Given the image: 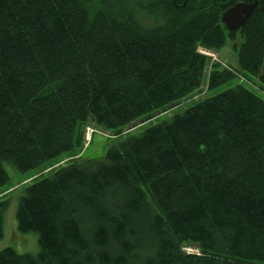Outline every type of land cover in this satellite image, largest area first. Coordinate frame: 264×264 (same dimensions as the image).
I'll list each match as a JSON object with an SVG mask.
<instances>
[{
    "label": "trees",
    "instance_id": "trees-1",
    "mask_svg": "<svg viewBox=\"0 0 264 264\" xmlns=\"http://www.w3.org/2000/svg\"><path fill=\"white\" fill-rule=\"evenodd\" d=\"M254 1L227 30L221 14ZM227 40L236 70L199 51ZM236 75L264 90V0H0V186L3 162L74 156L87 124L119 134ZM88 147L23 187L16 226L39 250L4 247L0 264H264V98L252 88L198 99L100 156Z\"/></svg>",
    "mask_w": 264,
    "mask_h": 264
},
{
    "label": "rangeland",
    "instance_id": "rangeland-1",
    "mask_svg": "<svg viewBox=\"0 0 264 264\" xmlns=\"http://www.w3.org/2000/svg\"><path fill=\"white\" fill-rule=\"evenodd\" d=\"M238 41V40H237ZM206 50V49H205ZM207 56L211 61H217L221 66L228 67L229 69L236 70V54L232 48V42L227 40L221 48L215 50H206ZM206 79V73H205ZM237 83H242L245 86L252 88L257 94L264 98V90H258L255 84H248L247 81L235 76L229 81L218 85L212 90L206 89V81L201 84L200 90L180 99L175 104L168 105L164 111L156 113L152 118L141 121L136 120L127 126L123 127L119 134H115L114 131L102 129L99 126L91 123L87 124L84 133L83 149L74 152V156H70L68 153H61L60 155L42 162L35 168L27 169L26 171H19L7 162H3V168L5 169L8 180L0 186V200L6 199V207L2 216V236L0 237V250L4 247H12L18 253H28L35 255L38 250L37 233L34 231L20 232L16 226L15 212L17 207V200L23 187L28 185L33 178L40 174H46L52 168L64 164L70 158H77L80 152L87 148V152L84 156L96 157L105 152L106 148L111 144L117 143L131 134H138L148 126L155 125L164 120H168L172 115L182 112V110L192 105L198 99L203 97L212 96L226 88L232 87ZM197 99V100H196ZM183 250L186 252L197 253L198 250L195 247L186 245Z\"/></svg>",
    "mask_w": 264,
    "mask_h": 264
},
{
    "label": "water",
    "instance_id": "water-1",
    "mask_svg": "<svg viewBox=\"0 0 264 264\" xmlns=\"http://www.w3.org/2000/svg\"><path fill=\"white\" fill-rule=\"evenodd\" d=\"M256 2L244 3L238 2L228 7L221 14V21L227 30H236L242 26L246 18L251 14Z\"/></svg>",
    "mask_w": 264,
    "mask_h": 264
},
{
    "label": "built area",
    "instance_id": "built-area-1",
    "mask_svg": "<svg viewBox=\"0 0 264 264\" xmlns=\"http://www.w3.org/2000/svg\"><path fill=\"white\" fill-rule=\"evenodd\" d=\"M199 51L203 54H206L207 55V51L206 50H203V49H199Z\"/></svg>",
    "mask_w": 264,
    "mask_h": 264
}]
</instances>
